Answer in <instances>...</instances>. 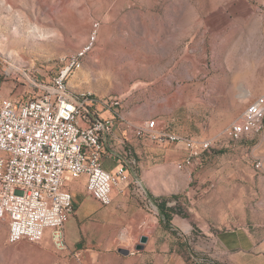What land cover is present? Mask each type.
Returning a JSON list of instances; mask_svg holds the SVG:
<instances>
[{"label": "rangeland", "instance_id": "374dc122", "mask_svg": "<svg viewBox=\"0 0 264 264\" xmlns=\"http://www.w3.org/2000/svg\"><path fill=\"white\" fill-rule=\"evenodd\" d=\"M12 6V29L29 26L18 50L2 28ZM49 12L59 23V44L35 33L38 18L42 23ZM97 22L94 47L70 77L71 87L122 96L121 112L125 106L145 114L143 120L156 117L183 135L214 141L200 161L182 168L181 146L153 142L158 147L151 156L131 143L141 180L165 174L159 207L190 223L194 233L210 229L216 239L238 227L264 234V128L240 141L224 133L264 90V0H0V94L15 98L37 71H57L92 37ZM74 181L69 187L77 206ZM81 192L88 195L84 185ZM9 230V219L0 218V264H77L49 235L12 243Z\"/></svg>", "mask_w": 264, "mask_h": 264}, {"label": "built area", "instance_id": "2783aa9c", "mask_svg": "<svg viewBox=\"0 0 264 264\" xmlns=\"http://www.w3.org/2000/svg\"><path fill=\"white\" fill-rule=\"evenodd\" d=\"M99 23L92 37L57 71L39 72L17 97L0 94V215L9 219V241H42L48 235L58 250H68L65 224L75 211L69 183L87 178L88 192L101 204L113 202L114 190L130 189L150 208L149 190L135 172L138 161L126 140L117 147L110 138L119 121L124 99L119 95L89 94L73 98L61 91V81L83 68V59L94 47ZM5 74V81L10 78ZM134 135L186 150L179 167L193 166L214 147L210 139L183 135L160 122L147 119L139 126L128 123ZM264 128V90L250 102L241 121L225 128L227 138L240 141ZM105 159L117 163L114 170ZM255 166L261 168L258 158ZM80 257V252H74Z\"/></svg>", "mask_w": 264, "mask_h": 264}, {"label": "crops", "instance_id": "0c3cea01", "mask_svg": "<svg viewBox=\"0 0 264 264\" xmlns=\"http://www.w3.org/2000/svg\"><path fill=\"white\" fill-rule=\"evenodd\" d=\"M122 114L127 122L117 123L110 137L113 143L122 147L126 140L136 146L137 152L154 156L151 151L158 146L150 140H138L127 127L128 123L133 126L144 123L146 115L125 106ZM116 165L113 160L104 161L107 169L114 170ZM164 179V173L157 180L150 175L142 176L154 203L153 208L145 206V209L138 205L130 189L124 193L114 190L112 204L103 205L88 192L85 176L73 180L71 188L78 189L80 198L64 227L69 256L74 259V252L79 251L77 264H264V234L254 237L246 228L238 227L221 231L216 239L208 228L201 229V234H207L201 236L178 215L168 217L167 210L157 204V196L161 195L159 185ZM83 185L88 195L81 194ZM143 236L148 241L139 249ZM23 248L29 247H15Z\"/></svg>", "mask_w": 264, "mask_h": 264}, {"label": "bare ground", "instance_id": "6f19581e", "mask_svg": "<svg viewBox=\"0 0 264 264\" xmlns=\"http://www.w3.org/2000/svg\"><path fill=\"white\" fill-rule=\"evenodd\" d=\"M13 7V6H12ZM14 18H15V11L14 7L9 12V17L4 20V25H2V28L8 33V36L10 37V44L12 45L14 50L21 49V44L23 43V36L26 32V28L29 27L26 24H18L14 29H12V26L14 24ZM40 20V18H38ZM48 19V20H47ZM38 20L35 28V33L39 34L40 36H43L45 39L43 41L47 43H61V33L58 26V21L56 18H52L50 12L46 13L44 18H42V23H40ZM23 39V40H22ZM103 70V73L106 74V70H104V64L98 63ZM75 73L68 74L67 81H61V91H64V94L70 95L73 98H81L86 97L89 94H95L93 91H77L73 89L70 85V77H72ZM108 78H111L110 74H107ZM74 78H77L74 77ZM75 80V79H74ZM82 80L79 79L74 81V85L78 86L80 85V82ZM0 218H7L5 215H0Z\"/></svg>", "mask_w": 264, "mask_h": 264}, {"label": "water", "instance_id": "95a60500", "mask_svg": "<svg viewBox=\"0 0 264 264\" xmlns=\"http://www.w3.org/2000/svg\"><path fill=\"white\" fill-rule=\"evenodd\" d=\"M147 241H148V237H147V236H143V237L141 238V243H140V245L138 246V248H139V249L143 248L144 243H146Z\"/></svg>", "mask_w": 264, "mask_h": 264}]
</instances>
